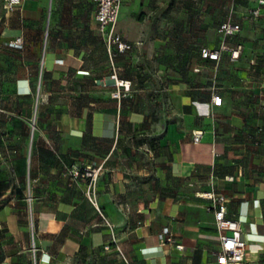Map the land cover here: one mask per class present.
<instances>
[{
  "label": "crops",
  "instance_id": "crops-1",
  "mask_svg": "<svg viewBox=\"0 0 264 264\" xmlns=\"http://www.w3.org/2000/svg\"><path fill=\"white\" fill-rule=\"evenodd\" d=\"M0 7V264H122L102 216L129 264H214L209 191L239 221L246 263L264 264V7L252 19L256 0H122L115 29L133 47L114 56L131 88L119 102L99 85L111 66L92 2ZM227 20L239 58L202 59ZM78 166L100 167L97 207ZM164 230L173 244L159 245Z\"/></svg>",
  "mask_w": 264,
  "mask_h": 264
},
{
  "label": "built area",
  "instance_id": "built-area-1",
  "mask_svg": "<svg viewBox=\"0 0 264 264\" xmlns=\"http://www.w3.org/2000/svg\"><path fill=\"white\" fill-rule=\"evenodd\" d=\"M26 0H3V10L5 14H9L17 10L22 3ZM94 4V20L97 23L98 32L101 36L103 43L106 46V51L109 57L111 74L108 77V81H100L99 85L102 87H113L111 92V98L116 101H121L126 98L131 92L130 83L121 81L117 78L114 69V56L116 53H125L132 49L133 45L125 42L121 35L116 32V24L118 21L122 0H88ZM264 7V0H256V7L248 11V17L257 19L260 17V10ZM240 31V25L233 21L227 20L222 22L217 29L218 34L221 37V43L219 47L214 49L202 48L200 50V56L202 59L218 63L221 54L228 52L230 59L235 61L239 58L241 53V46L238 45L234 48L229 47L226 40L233 37ZM12 45L20 47L22 40L20 37L15 38ZM211 104L214 106L221 105V98L218 95L213 94L211 96ZM260 132V129L258 130ZM203 132L195 131L192 134L193 143H198L201 140ZM100 167L85 166L75 167L71 170L72 181L75 182L78 179L86 182V187L83 191L85 198L95 207H97L96 201V189H97V175ZM71 183V182H70ZM203 199L211 202V208L214 215V223L216 230L218 231L219 250L215 253L214 264H247L245 260L246 244L242 239V229L240 223L236 219L226 217V203L227 198L222 194H216L212 191L201 194ZM102 216V214L99 212ZM105 225L111 230L109 241L103 246L104 250H109L113 247L122 260V264H129L125 256L120 250L115 233L112 226L102 216ZM159 245L173 244L174 241L171 235L166 230L162 231L158 235ZM175 248L179 249L181 246L175 245ZM33 253L35 252L32 246Z\"/></svg>",
  "mask_w": 264,
  "mask_h": 264
},
{
  "label": "rangeland",
  "instance_id": "rangeland-1",
  "mask_svg": "<svg viewBox=\"0 0 264 264\" xmlns=\"http://www.w3.org/2000/svg\"><path fill=\"white\" fill-rule=\"evenodd\" d=\"M3 16V12H2V9H1V7H0V18ZM0 23H1V20H0ZM30 132H29V135H28V137H27V140H28V144L30 145L31 143H32V141H34L35 140V138H36V131L33 129L34 128V125H33V123L32 122H30ZM31 132H32V135H31ZM30 150H31V148H29L28 150H27V155H30ZM1 182V181H0ZM9 184L11 185V187H12V189H14L15 190V192L16 193H18L19 191H21V190H23L24 191V193H23V195H24V198L25 199H28V201H26V203L28 202L29 203V182H28V180H26L25 178H24V180H21V179H14V177L13 176H11L10 177V180H9ZM26 195V196H25ZM26 214H27V216L28 215H30V209L29 210H26ZM30 227H31V231H32V223H31V225H30Z\"/></svg>",
  "mask_w": 264,
  "mask_h": 264
},
{
  "label": "trees",
  "instance_id": "trees-1",
  "mask_svg": "<svg viewBox=\"0 0 264 264\" xmlns=\"http://www.w3.org/2000/svg\"><path fill=\"white\" fill-rule=\"evenodd\" d=\"M259 130V129H258ZM258 130H257V132H258ZM78 167H81V168H83V166H78ZM30 198V197H29Z\"/></svg>",
  "mask_w": 264,
  "mask_h": 264
}]
</instances>
